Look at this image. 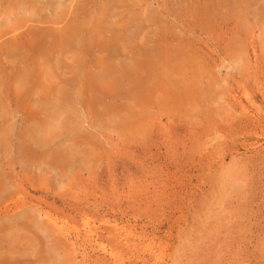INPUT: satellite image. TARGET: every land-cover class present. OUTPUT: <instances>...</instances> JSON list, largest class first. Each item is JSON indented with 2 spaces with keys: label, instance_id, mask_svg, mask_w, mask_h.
<instances>
[{
  "label": "rangeland",
  "instance_id": "rangeland-1",
  "mask_svg": "<svg viewBox=\"0 0 264 264\" xmlns=\"http://www.w3.org/2000/svg\"><path fill=\"white\" fill-rule=\"evenodd\" d=\"M12 2L0 264H264V0ZM143 50L173 83L140 92ZM48 102L84 135L37 144Z\"/></svg>",
  "mask_w": 264,
  "mask_h": 264
},
{
  "label": "bare ground",
  "instance_id": "bare-ground-1",
  "mask_svg": "<svg viewBox=\"0 0 264 264\" xmlns=\"http://www.w3.org/2000/svg\"><path fill=\"white\" fill-rule=\"evenodd\" d=\"M12 1L14 2V5H16V6L18 5V7H16V8H23L24 7L25 9H28V10L30 9L28 20L33 19V16H35L34 11L38 7V6H36V3H35L36 0L35 1L34 0H12ZM72 30H74V28H72ZM74 34H75V32H74ZM113 47H115V46L113 45ZM154 53H156V52H154ZM142 55H143V58H142V60L138 61V62H140L139 64L135 63L132 66H128V68L126 69L127 77L130 78L134 82V84L139 86L138 88H140L139 90L141 93L145 94V92L148 91V82H150V81H154L155 83H158V81H160L162 84L164 83L166 85H169L168 83L174 82L172 75L170 74V71L169 72L166 71V68H167V67L165 68L166 65H161L160 64L161 62L160 63L157 61L155 62L153 59H150L151 51L143 50ZM162 64H164V63H162ZM177 68L175 71L179 72L181 67L177 66ZM136 69H137V71L139 69H145L148 73L147 76L146 77H138L137 73H136L137 72ZM109 72L111 73L112 70H109ZM64 96L65 97H63V99L68 98V96L66 94ZM53 103L52 102L45 103L46 104L45 108H46V111L48 114L47 119H46L47 123H45L46 129L45 130H39V133H38L39 136L37 135L38 139L36 140V143L37 144H43L44 142H47L46 141L48 138L47 135L56 134L60 128H66L67 131H69L70 133H72L76 137H80L81 135H84V133H82V131H81L78 123L76 122V120H68V121H64V122L58 120V118L62 114H60L58 109H57L58 104H55V103L53 104ZM66 113L67 112H64L63 114H66ZM50 138H52V137L50 136ZM52 156L54 158L53 161L57 164L66 163L70 159V156L69 155L66 156L64 153L59 154V153L55 152L52 154ZM56 264H59V263H56Z\"/></svg>",
  "mask_w": 264,
  "mask_h": 264
}]
</instances>
